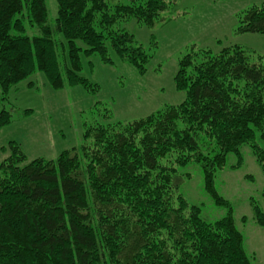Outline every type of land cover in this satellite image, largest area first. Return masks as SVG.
I'll return each mask as SVG.
<instances>
[{"label": "trees", "instance_id": "16d2710c", "mask_svg": "<svg viewBox=\"0 0 264 264\" xmlns=\"http://www.w3.org/2000/svg\"><path fill=\"white\" fill-rule=\"evenodd\" d=\"M168 7L167 0H57L52 23L47 0H0V87L6 94L40 70L56 90H94L79 75L81 51L111 61L109 47L143 71L148 50L119 24L153 26ZM238 17L239 33L264 34V0ZM199 52L179 61L174 83L186 93L179 103L130 122L87 125L88 142L57 158H29L9 144L0 162V264H252L215 177L230 153L235 166L244 163L245 144L264 171V55L253 60L241 44ZM11 120L0 112V126ZM171 154L181 166H201L206 192L227 207L223 218L208 221L183 196L178 168L161 163ZM252 204L264 227V211Z\"/></svg>", "mask_w": 264, "mask_h": 264}, {"label": "rangeland", "instance_id": "374dc122", "mask_svg": "<svg viewBox=\"0 0 264 264\" xmlns=\"http://www.w3.org/2000/svg\"><path fill=\"white\" fill-rule=\"evenodd\" d=\"M128 2L129 0H108ZM168 8L153 26L135 19L119 26L133 34L137 44L149 53L145 70L122 59L109 47L111 61L98 53L81 51L79 75L86 77L96 89L81 84L66 85L56 90L40 70L15 84L4 94L0 87V112L7 110L12 120L0 126V162L11 153L10 145L20 144L29 158H57L63 150L80 148L84 129L97 121L130 122L164 104H175L186 98L179 91L174 77L180 59L192 51L209 48L216 52L229 45H242L256 60L264 55V34L238 32L237 14L263 0H167ZM49 20L54 23L57 0H47ZM61 39V37H59ZM201 54V52H199ZM11 141H16L13 143ZM244 163L235 166L238 157L228 154L227 164L216 173L215 183L220 194L233 206L236 226L243 232L244 248L252 264H264V227L254 219V204L264 211V171L247 144L242 147ZM72 153V150H71ZM175 154L161 163L178 168L176 182L189 203L201 206V217L208 221L223 218L227 207L217 205L206 192L204 174L197 163L181 166L172 162ZM247 216V222L242 218Z\"/></svg>", "mask_w": 264, "mask_h": 264}]
</instances>
